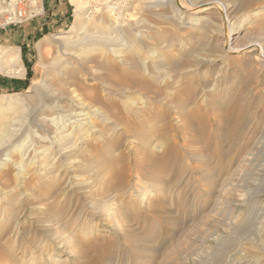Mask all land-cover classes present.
Returning a JSON list of instances; mask_svg holds the SVG:
<instances>
[{
  "label": "rangeland",
  "instance_id": "1",
  "mask_svg": "<svg viewBox=\"0 0 264 264\" xmlns=\"http://www.w3.org/2000/svg\"><path fill=\"white\" fill-rule=\"evenodd\" d=\"M116 1L69 0L65 29L26 47L20 34L43 15L36 14L41 0H0V47L20 48L29 69L25 80L0 71V96L26 98L34 83L41 87L45 80L57 90L67 73L53 63L57 46H50L43 69L37 44L45 36H73L76 12L83 14L84 33L92 32L95 21L114 20L107 5ZM209 1L234 12L239 32L231 48L256 43L263 57L229 55L216 12L203 13L207 24L188 20L185 9L197 6L193 0H174L185 11L175 16L169 8L146 11L140 5L118 23L143 29L137 39L144 49L132 56L141 66L130 70L112 58L119 83L104 90L115 95L99 86L109 123L94 119L96 133L71 161L52 156L45 172L36 159L18 178V165L1 160L19 161L20 146L32 145L39 133L31 112L13 129H5L0 115V153L6 152L0 156V264H264V147L256 149L247 137L258 131L264 100V0ZM17 10L26 21L4 26ZM91 67L67 74L82 75L90 87L95 82L85 72ZM233 101L242 107L243 121L229 117ZM135 181L144 187L136 195ZM91 185L90 193L82 192Z\"/></svg>",
  "mask_w": 264,
  "mask_h": 264
},
{
  "label": "bare ground",
  "instance_id": "2",
  "mask_svg": "<svg viewBox=\"0 0 264 264\" xmlns=\"http://www.w3.org/2000/svg\"><path fill=\"white\" fill-rule=\"evenodd\" d=\"M193 1H195L197 6H195L193 10H190L189 7L185 9V11L187 10L186 16L188 20L197 21V23L200 25L203 23L207 24L208 17L203 13H206V11L216 12L217 15H219L224 27L222 33L224 38L222 39L224 40L225 49L227 50V53L229 55H241L242 53H260V58L263 57L260 52L261 49L256 43L251 44L244 50H234L233 48H231L232 41L234 40L233 33L238 30L235 29L236 20L234 18V12L231 11L230 8L219 7L218 4L209 0ZM140 5H144L146 11L169 8V10L172 11L174 16L177 15L180 11L181 13L184 11V8H179L177 4L174 3V0H117L113 4L110 3L107 5L108 12L111 13V17L114 20L108 19L109 21H105L104 19H100V21H95L93 24H91L93 25V31L88 33H84V31L88 28L86 27L87 25L85 26L84 24L83 14H81V12H76V20L70 32L74 34L73 36H45L37 44V51L40 58L39 66L43 69L47 67V64L45 63L46 61H44V59L46 58L44 57L49 53L50 46L55 42V45L57 46V49L59 51V56L58 59H55L53 63L55 64V62H58L62 64V71H67V73L69 69H73L72 71L78 69L77 71H79L80 69H85V66L88 67L89 65H91L93 67H91V69L89 68L88 72H85V74L89 77L90 80H94L95 83L93 85H90V87H87L81 82L80 77L82 75L78 72L77 75H81L80 77H70V75L64 73L62 75L63 81L61 79L60 86L59 88L57 87V90L54 89L53 86H51L50 84H46L45 80L41 87L40 82L34 83L26 98L22 97L21 95L0 96V115H2L4 119H6L4 123L5 129H13L15 127H18L19 123L17 121V118H20L24 115H27L28 112H31V125L35 129H37L39 133L37 141L33 142L32 145L28 146V143H20L22 145L20 146L21 150L18 153L19 161L16 162L11 160H1L2 163L11 166L13 165V167L15 165H18V178L24 179V175L27 174V169L33 167L36 163L38 164V167L39 165H41V167H39L40 170H44L45 172H47L50 166L48 162L52 161V156H54V160L57 156V158H60L59 160L64 159V161L66 162L71 161V158L74 157L73 152L77 153L75 150H77L78 146L81 143L84 144V142L89 136L96 133V130H94L95 122L93 120L96 119L97 121L103 124L109 123L107 119H104L105 113L104 107H102V97L99 86L103 88L102 93H105L109 96L115 95L114 92L110 91L106 86L104 90L105 84H108L109 87V84L116 85L119 83L116 79V70H118V67L117 65H114L115 63H112V58L119 59L120 61L118 60L116 61V63L120 65L122 64V66H125L130 70L136 69L141 66L138 59L132 56L137 53H140L141 49H144V47L142 48L143 41H139V39H137L138 37H140V33L142 34L143 29L140 30L138 24L137 26L132 25L130 28L125 29L124 26L122 27L118 23L120 21L119 18L125 16V12ZM40 13H43L42 5H40L38 9H36V14ZM257 13L258 12H256L255 14ZM144 36H141V38L144 39ZM149 50L150 49H148L147 51ZM148 53L149 52H147V54ZM3 60L8 61V68H4L5 66ZM0 71H3L8 75L17 78H24L26 76V70L21 60L20 48H9L7 50H4V48L0 47ZM69 80H72V82H70ZM73 83L75 86L78 85L80 87L79 90L78 88H73ZM227 107H229L227 111H229V117L233 119L232 121L237 122L242 120V107H240L239 102L233 101ZM260 113L261 115L260 122L258 124V131L256 130V127L255 130L252 129L254 130L252 131L253 133L249 132L251 134L247 136L249 142H252L253 144L254 141V147H256V149L257 146H260V148L264 147V100L260 108ZM55 114H57L56 117L52 118L51 116H54ZM82 117L85 118L82 119ZM206 120L207 119L205 118V120L202 122L205 123L208 121ZM68 123L69 125H67ZM248 124L250 126H253L254 121L252 120ZM31 125L30 127H32ZM244 126L247 125L244 124ZM1 133H4V131H0V140L3 135ZM32 146H34L35 149L31 150ZM36 147H38V149L44 147L45 148L43 151H37ZM46 151L48 152L46 153ZM5 153H0V156H3V154ZM248 155L257 157V155L254 154ZM36 159L38 162L35 163L34 160ZM262 161L264 162V159ZM31 164L33 166L30 167ZM70 164L74 165L75 162L72 161L70 162ZM207 173L208 172L206 171V174ZM134 185L136 186V188L134 187V195H136V193H139V191L144 190L143 185L138 184V181H135L133 183V186ZM154 185H151L153 189L155 188ZM92 189L93 188L91 185V187L85 188L82 192L90 193ZM109 215L110 214H108L107 217ZM123 222H125V220ZM68 243L69 242H64L65 245Z\"/></svg>",
  "mask_w": 264,
  "mask_h": 264
},
{
  "label": "crops",
  "instance_id": "3",
  "mask_svg": "<svg viewBox=\"0 0 264 264\" xmlns=\"http://www.w3.org/2000/svg\"><path fill=\"white\" fill-rule=\"evenodd\" d=\"M43 7V15L32 18L26 28L21 31L22 45L29 47L31 41H35L37 37L44 36L51 32H62L70 20L71 4L69 0H41ZM4 37L8 36L3 34ZM26 76L20 78L25 80L28 73L25 63Z\"/></svg>",
  "mask_w": 264,
  "mask_h": 264
},
{
  "label": "built area",
  "instance_id": "4",
  "mask_svg": "<svg viewBox=\"0 0 264 264\" xmlns=\"http://www.w3.org/2000/svg\"><path fill=\"white\" fill-rule=\"evenodd\" d=\"M26 21V15L24 11L17 10L14 13H12L10 16L5 18V25L4 26H14L18 24H22Z\"/></svg>",
  "mask_w": 264,
  "mask_h": 264
}]
</instances>
